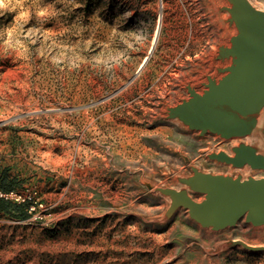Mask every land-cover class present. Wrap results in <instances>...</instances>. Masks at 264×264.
<instances>
[{
	"label": "rangeland",
	"instance_id": "rangeland-1",
	"mask_svg": "<svg viewBox=\"0 0 264 264\" xmlns=\"http://www.w3.org/2000/svg\"><path fill=\"white\" fill-rule=\"evenodd\" d=\"M226 6L0 0V180L21 196L5 201L32 208L25 220L0 213V264H264V251L230 245L264 246V226L213 231L184 208L167 217L157 191L181 189L193 167L264 178L207 157L241 142L264 154V108L251 135L229 140L167 118L231 65L216 59L237 33Z\"/></svg>",
	"mask_w": 264,
	"mask_h": 264
},
{
	"label": "water",
	"instance_id": "water-1",
	"mask_svg": "<svg viewBox=\"0 0 264 264\" xmlns=\"http://www.w3.org/2000/svg\"><path fill=\"white\" fill-rule=\"evenodd\" d=\"M228 4L222 10L229 14L227 22L236 27L237 33L231 37L230 47L219 48L216 59L231 58V65L219 69L224 76L218 81L208 77L202 94L188 87L190 97L167 109L168 119H178L201 135L210 132L225 140L251 135L264 108V11L249 0H228ZM261 133L264 135V128ZM232 152L233 157L224 151L207 157L234 168L248 165L264 170V154L257 146L241 142ZM192 172L177 179L182 185L179 190L157 189L170 199L167 217L184 208L192 220L213 231L234 227L242 218L252 226H264V178L213 175L194 167ZM190 192L202 194L204 199L197 202ZM230 245L264 251V246L241 240Z\"/></svg>",
	"mask_w": 264,
	"mask_h": 264
},
{
	"label": "trees",
	"instance_id": "trees-1",
	"mask_svg": "<svg viewBox=\"0 0 264 264\" xmlns=\"http://www.w3.org/2000/svg\"><path fill=\"white\" fill-rule=\"evenodd\" d=\"M13 181H8L6 178L0 180V189L3 192L12 191ZM31 203L25 202L20 204L10 203L4 199H0V213H3L7 216H11L18 220H25L30 217L32 214L30 211ZM13 209V211L11 210Z\"/></svg>",
	"mask_w": 264,
	"mask_h": 264
},
{
	"label": "built area",
	"instance_id": "built-area-1",
	"mask_svg": "<svg viewBox=\"0 0 264 264\" xmlns=\"http://www.w3.org/2000/svg\"><path fill=\"white\" fill-rule=\"evenodd\" d=\"M12 197L18 201L19 199H21V196H18V193L16 191H10V192H3L0 189V199H4V200H12ZM17 197V198H16ZM23 202H26L25 199H22ZM32 209V208H31Z\"/></svg>",
	"mask_w": 264,
	"mask_h": 264
},
{
	"label": "bare ground",
	"instance_id": "bare-ground-1",
	"mask_svg": "<svg viewBox=\"0 0 264 264\" xmlns=\"http://www.w3.org/2000/svg\"><path fill=\"white\" fill-rule=\"evenodd\" d=\"M226 7H229V6H226ZM228 47V46H227ZM219 60V59H218ZM226 60H231V58H229V59H223V60H219V61H222V62H224V61H226ZM210 78H212V79H214V80H216V81H218L216 78H213V77H210ZM205 84H207V82L205 83ZM192 88V87H191ZM192 89H194L197 93H199L195 88H192ZM187 91H188V89H187ZM201 94V93H200ZM188 95H189V97H190V94H189V92H188ZM263 110V109H262ZM261 114V113H260ZM107 116V115H106ZM260 116V115H259ZM259 119V118H258ZM92 124V123H91ZM104 125H106V124H104ZM100 126H102V125H100ZM97 127V126H96ZM118 127V126H117ZM119 128V127H118ZM113 129V128H112ZM92 129H89V131H91ZM118 131V130H117ZM114 132V131H113ZM254 132V131H253ZM252 132V133H253ZM115 133V132H114ZM117 134V133H116ZM91 136V135H90ZM93 136V135H92ZM247 137V136H246ZM232 139H238V138H232ZM104 142V141H103ZM99 145V144H98ZM100 146V145H99ZM79 149V148H78ZM227 153V152H226ZM229 156H231V157H233L234 156V154H233V152H230V153H227ZM228 165H231V164H228ZM232 166V165H231ZM246 166H248V165H246ZM245 167V166H244ZM249 245V244H248Z\"/></svg>",
	"mask_w": 264,
	"mask_h": 264
}]
</instances>
